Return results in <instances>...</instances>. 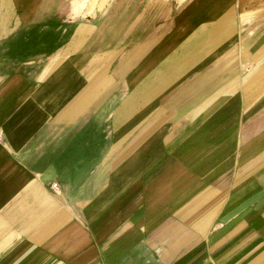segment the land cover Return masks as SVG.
<instances>
[{
	"label": "crops",
	"instance_id": "1",
	"mask_svg": "<svg viewBox=\"0 0 264 264\" xmlns=\"http://www.w3.org/2000/svg\"><path fill=\"white\" fill-rule=\"evenodd\" d=\"M102 3L0 0V264H264V0Z\"/></svg>",
	"mask_w": 264,
	"mask_h": 264
},
{
	"label": "rangeland",
	"instance_id": "2",
	"mask_svg": "<svg viewBox=\"0 0 264 264\" xmlns=\"http://www.w3.org/2000/svg\"><path fill=\"white\" fill-rule=\"evenodd\" d=\"M71 1H74V0H71ZM90 1H91L92 4H93V3H95V2L98 1V0H89V2H90ZM107 4L110 5L109 0H104V3H102L103 6H106ZM66 5H67V2L62 6V7H63L62 10H65ZM99 5H101V3H100ZM122 8H123L122 10H125V11H126V9H125V8H126V3L123 4ZM204 9H205V8H201V7H200L199 11L204 10ZM213 9H214V8L211 7V10H213ZM205 10H206V9H205ZM186 11H187V10H186ZM72 21H73V20H72ZM76 21H77V20H74V21H73L74 23L72 22L71 25L76 24V23H75ZM154 22H155V19L152 17L151 20H150V26L154 25Z\"/></svg>",
	"mask_w": 264,
	"mask_h": 264
},
{
	"label": "built area",
	"instance_id": "3",
	"mask_svg": "<svg viewBox=\"0 0 264 264\" xmlns=\"http://www.w3.org/2000/svg\"><path fill=\"white\" fill-rule=\"evenodd\" d=\"M51 188L55 190L57 188V184L56 183L52 184Z\"/></svg>",
	"mask_w": 264,
	"mask_h": 264
}]
</instances>
